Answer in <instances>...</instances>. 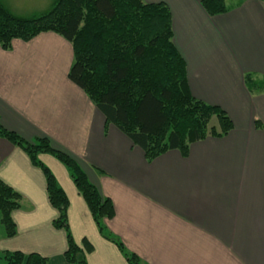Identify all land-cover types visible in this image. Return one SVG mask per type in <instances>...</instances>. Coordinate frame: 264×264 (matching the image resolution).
<instances>
[{
  "label": "crops",
  "instance_id": "crops-1",
  "mask_svg": "<svg viewBox=\"0 0 264 264\" xmlns=\"http://www.w3.org/2000/svg\"><path fill=\"white\" fill-rule=\"evenodd\" d=\"M142 1L169 9L189 92L228 115L227 135L192 143L186 156L172 150L146 161L68 80L71 44L51 32L0 47V125L29 143L47 139L78 164L111 200L115 215L105 225L138 264H264V93L251 95L244 84L246 74L264 79V2L240 0L209 16L201 0ZM38 159L68 199L74 242L92 246L86 263L128 264L98 234L66 168L48 154ZM0 180L20 196L11 214L16 234L0 231V253L69 264L42 172L1 138Z\"/></svg>",
  "mask_w": 264,
  "mask_h": 264
},
{
  "label": "trees",
  "instance_id": "trees-1",
  "mask_svg": "<svg viewBox=\"0 0 264 264\" xmlns=\"http://www.w3.org/2000/svg\"><path fill=\"white\" fill-rule=\"evenodd\" d=\"M200 4L209 16L228 11L224 0H201ZM47 32L71 44L73 61L68 80L102 113L106 125L115 126L143 151L146 161L172 150L186 156L192 143L220 138L232 130V121L221 108L191 96L185 63L172 42L171 15L165 4L52 0L46 10L22 16L0 0L3 50L8 51L15 39L28 42ZM244 84L251 95L264 93V79L246 74ZM212 118L217 120V128L210 126ZM0 138L23 151L31 165L42 172L48 202L58 213L52 227L65 234L63 257L67 263L87 264L86 253L92 252V246L86 240L82 247L74 242L68 225V199L38 159L41 154L54 157L66 168L98 234L116 246L128 264H138V258L105 225V220L115 215L111 200L99 194L71 157L52 149L47 139L29 143L1 125ZM19 201L20 196L0 180V223L6 238L16 234L11 214L19 208ZM46 263L37 254L0 253V264Z\"/></svg>",
  "mask_w": 264,
  "mask_h": 264
},
{
  "label": "rangeland",
  "instance_id": "rangeland-1",
  "mask_svg": "<svg viewBox=\"0 0 264 264\" xmlns=\"http://www.w3.org/2000/svg\"><path fill=\"white\" fill-rule=\"evenodd\" d=\"M12 12L22 16L31 15L34 12H41L46 10L52 0H4ZM240 0H225L227 7H232ZM217 120L212 118L210 126H215ZM0 231L3 227L0 223Z\"/></svg>",
  "mask_w": 264,
  "mask_h": 264
}]
</instances>
